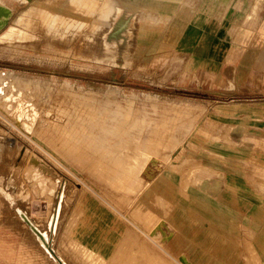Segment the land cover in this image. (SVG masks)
<instances>
[{
  "label": "rangeland",
  "instance_id": "1",
  "mask_svg": "<svg viewBox=\"0 0 264 264\" xmlns=\"http://www.w3.org/2000/svg\"><path fill=\"white\" fill-rule=\"evenodd\" d=\"M5 2L15 16L0 31V264H264V0ZM194 4L215 25L199 38L185 30ZM21 97L41 110L33 133L10 119ZM166 177L177 206L162 216L149 198ZM221 181L239 186L235 215H217ZM89 197L129 225L109 259L70 234L73 198L76 212ZM214 236L235 261L209 251Z\"/></svg>",
  "mask_w": 264,
  "mask_h": 264
},
{
  "label": "crops",
  "instance_id": "2",
  "mask_svg": "<svg viewBox=\"0 0 264 264\" xmlns=\"http://www.w3.org/2000/svg\"><path fill=\"white\" fill-rule=\"evenodd\" d=\"M180 2H182V0H180ZM159 10L160 9L158 8V13ZM178 12H181V8L178 10ZM188 14L189 15L184 17L187 19V27L185 30L190 31L192 35L198 36L201 31L207 32L215 28V25L213 24V17L211 16V13L207 11V8L206 10L204 9V11H202L198 9L197 5L194 4L193 6H190ZM221 27L223 28L224 25ZM217 173H222V171ZM262 177H264V175H262ZM235 178L237 179V177ZM235 180L234 182H237ZM164 181L166 185L162 190L158 189L160 185L158 180L153 183L154 185L151 188L152 191L149 198L151 209L156 214L162 216H165V211L170 209L171 206H177L175 201L174 183L172 179L168 181V177H166ZM220 185L221 193H217L216 195L217 215L219 213L223 214V216L235 215L236 212L232 208L233 203L229 199L228 191H231V199L234 195V197L238 198L239 195L237 192L235 194V191L238 190L239 186L234 185L235 187H231L229 185V188L227 187L228 182L223 184L222 181L220 182ZM223 185H225V188H223ZM199 197L201 198V196ZM86 202L89 203L87 208H85L84 205H81L79 208L76 207L75 212L76 205L73 198L68 212V214H71L72 221V227L70 231L71 237L74 241L78 242L89 251L91 250L99 257L103 259H109L118 249V246L122 241V235L127 233L129 227L128 222L122 221L120 216L117 215V211L100 198L89 197ZM174 216L175 215L171 217L173 218ZM222 218L225 219L224 217Z\"/></svg>",
  "mask_w": 264,
  "mask_h": 264
},
{
  "label": "bare ground",
  "instance_id": "3",
  "mask_svg": "<svg viewBox=\"0 0 264 264\" xmlns=\"http://www.w3.org/2000/svg\"><path fill=\"white\" fill-rule=\"evenodd\" d=\"M14 15V11L13 8L11 6H9L5 0H0V31H6V29L8 27H10L9 30H12L11 28V19L13 18ZM8 30V31H9ZM5 35V34H4ZM8 35V34H6ZM17 35V34H16ZM13 81V79H12ZM1 85V84H0ZM4 86V85H3ZM9 87V86H8ZM2 88V87H0ZM14 89V88H12ZM5 91V90H4ZM9 91V90H8ZM11 91V90H10ZM15 91V90H14ZM14 93V92H12ZM10 93V94H12ZM20 93V92H19ZM19 93L17 95H19ZM5 94V93H4ZM2 94V96L4 95ZM15 95V94H13ZM21 95H23L21 93ZM8 96V95H7ZM20 96V95H19ZM1 97V96H0ZM6 97V96H4ZM3 97V98H4ZM9 97V96H8ZM11 97V96H10ZM9 97V98H10ZM13 97H18V96H13ZM2 98V97H1ZM14 99V98H13ZM16 99V98H15ZM11 99L8 100L7 104L11 105L10 103H12ZM19 101V102H18ZM16 106L14 107L13 110L10 109V106L8 107V109H10V119L12 120L13 124L15 125V127H17L19 130L29 134V133H33V131L36 128L38 119L40 118V111L37 108L32 107L29 102H28V98L26 97H21L20 99H18ZM33 103V102H32ZM31 103V104H32ZM13 104V103H12ZM14 105V104H13ZM1 107V105H0ZM3 107V106H2ZM1 107V108H2ZM7 107V106H6ZM5 105L3 107V109L5 108ZM12 107V106H11ZM2 109V110H3ZM1 110V109H0ZM48 112V111H47ZM51 114V113H50ZM47 115V114H46ZM49 115V113H48ZM56 116V115H54ZM58 116V115H57ZM48 117V116H47ZM54 120L59 121L60 123L64 121L62 116L59 117H54ZM58 122V123H59ZM35 138V140H37L40 144L44 145L47 147V145L41 141L38 137L33 136ZM3 143H6V140L4 139V141L1 142V145H3ZM33 164L36 167L35 172L33 173V177L37 180L38 184L41 185V187H44L46 185V182L43 178V170H41V166L39 164V162H37V160L34 158L33 159ZM2 187V186H1ZM0 187V188H1ZM6 193V192H5ZM8 195V194H6ZM23 217L26 219V221L28 222V224L30 225V227L37 233V235L40 237L42 243L50 250V252L54 255L55 253L53 252L51 245L49 243L48 240V236L45 232L39 231V229H37L33 223L25 216L23 215ZM174 219H170L172 220L174 223L179 224L178 226L181 228H183V232L187 235V236H191L194 237L195 239H199L200 237H198V235H196L194 233V229H192L193 227L188 225L186 220L183 218V216H180V214H175V216L173 217ZM226 242L224 241V239H221L217 236L211 237L210 240H207L205 242L206 247L209 249V251L216 256H221L224 259H227L228 261H235L233 260V256L237 255L236 251L233 250H226L224 249ZM197 261H207L206 258H204L203 254H195ZM56 258L59 259V257L56 256ZM61 261V260H60ZM64 261V260H63ZM245 263V262H244Z\"/></svg>",
  "mask_w": 264,
  "mask_h": 264
},
{
  "label": "water",
  "instance_id": "4",
  "mask_svg": "<svg viewBox=\"0 0 264 264\" xmlns=\"http://www.w3.org/2000/svg\"><path fill=\"white\" fill-rule=\"evenodd\" d=\"M53 250V249H52ZM54 252V251H53ZM62 263V262H61ZM63 264V263H62Z\"/></svg>",
  "mask_w": 264,
  "mask_h": 264
}]
</instances>
